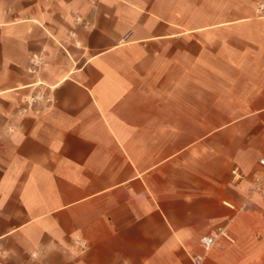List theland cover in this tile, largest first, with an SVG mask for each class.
Wrapping results in <instances>:
<instances>
[{"label":"crops","instance_id":"obj_1","mask_svg":"<svg viewBox=\"0 0 264 264\" xmlns=\"http://www.w3.org/2000/svg\"><path fill=\"white\" fill-rule=\"evenodd\" d=\"M263 2L0 0V264H264Z\"/></svg>","mask_w":264,"mask_h":264},{"label":"built area","instance_id":"obj_2","mask_svg":"<svg viewBox=\"0 0 264 264\" xmlns=\"http://www.w3.org/2000/svg\"><path fill=\"white\" fill-rule=\"evenodd\" d=\"M258 13H264V2L260 4L258 8ZM241 177V176H240ZM251 187H250V197L253 198L254 196H261L264 197V158H261L258 162L257 168L251 175L250 178ZM226 230L225 228H219L216 231L212 232L211 234L204 235L201 237L200 244L205 252H209L218 242L219 238L225 235ZM83 247V245L81 246ZM205 255L195 254L193 255L192 259L194 264H202L204 261Z\"/></svg>","mask_w":264,"mask_h":264}]
</instances>
